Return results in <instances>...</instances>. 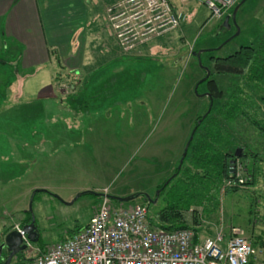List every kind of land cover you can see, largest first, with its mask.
<instances>
[{"label":"rangeland","instance_id":"obj_1","mask_svg":"<svg viewBox=\"0 0 264 264\" xmlns=\"http://www.w3.org/2000/svg\"><path fill=\"white\" fill-rule=\"evenodd\" d=\"M119 3L99 6L104 19L95 18L86 44V53L91 50L90 57L96 58L88 57L90 67L79 73L57 67L54 103L39 93L15 100L0 91L4 102H0L4 110L0 112V246L8 234L18 233L17 227L31 223L28 210L38 189L48 191L37 193L32 206L40 242L27 247L25 259H34L41 244L49 247L84 228L105 189L112 197L146 193L157 199L149 204L152 219H157L171 202L168 190L157 198V188L174 177L193 131L202 125H198L201 119L195 124L197 118L203 119L210 107L205 85L195 93L206 76L195 56L203 51L202 66L224 92V101L216 105L227 103L234 89L241 88L251 107L243 106L246 115H238L230 128L252 156L238 163L245 183L254 185L239 187L236 193L224 194L222 189L213 203L194 208L185 217L193 219L192 225L197 221L196 229L204 237L241 229L264 264V137L251 124L254 119L264 123V93L253 95L245 78L213 72L219 58L256 44L264 35V0H249L236 22H229L230 29L223 27L225 20L215 24L222 18H212L197 1L194 6L201 10L203 22L188 24L172 3L183 16L181 23L157 34L144 35L140 19L134 20L132 14L126 17L137 36L132 41L118 38L112 12L109 20L108 10ZM213 49L218 50L209 54ZM4 57L2 79L14 81L17 75ZM73 96L76 101H71ZM87 191L96 196L78 197Z\"/></svg>","mask_w":264,"mask_h":264},{"label":"built area","instance_id":"obj_2","mask_svg":"<svg viewBox=\"0 0 264 264\" xmlns=\"http://www.w3.org/2000/svg\"><path fill=\"white\" fill-rule=\"evenodd\" d=\"M182 4L197 1L214 19H221L242 0H178ZM115 9V11H114ZM112 12V15L109 14ZM116 22L118 38L132 41L133 25L128 16L140 19L144 35L176 29L183 18L171 0H124L108 10ZM120 18H123L120 22ZM127 19V20H126ZM114 24V23H113ZM125 29H123V28ZM120 30V31H119ZM121 40V41H122ZM242 166L237 161L234 178L225 187L245 185ZM22 233L24 244L31 242ZM26 264H262L256 249L244 231L232 228L214 237L200 236L193 229L166 231L152 223L150 205L116 204L108 189L103 191L91 221L72 238L39 250Z\"/></svg>","mask_w":264,"mask_h":264},{"label":"trees","instance_id":"obj_3","mask_svg":"<svg viewBox=\"0 0 264 264\" xmlns=\"http://www.w3.org/2000/svg\"><path fill=\"white\" fill-rule=\"evenodd\" d=\"M102 1L107 8L121 0ZM213 72L214 75L245 78L249 87L253 88V95L260 94L259 91L264 93V35L256 44L242 47L226 58H219L213 65ZM213 77L211 76L210 80L203 83L213 99L211 113L203 119L202 125L196 130L182 169H178V163L172 181L167 186L163 184L157 188V190L162 189L161 195L166 190L171 195V202L159 212L157 219H152L154 225L166 231L193 229L198 233L197 221L194 220L192 225L193 219L188 221L185 217L188 212L193 211L194 208H204L205 203H213L221 194L222 189L224 194L236 193L240 190L239 187L254 185V183L246 182L243 186L238 185L225 189L226 181L234 178L236 174L237 161H246L252 157L249 151H244L248 149L246 143L230 128L233 123H236L238 115H246L243 106L251 107L243 100L244 91L241 88L234 89L235 92L227 103L217 106V102L224 101V92ZM75 98L76 96H73L71 101H76ZM257 110L260 109L257 108ZM202 117L199 116L195 124ZM251 124L264 137V123L261 124V121L254 119ZM145 202L144 199L143 203ZM114 203L120 204L117 201ZM81 229L74 231L63 240L72 238ZM40 248L43 251L46 247L41 244ZM13 264H26V259L22 258Z\"/></svg>","mask_w":264,"mask_h":264},{"label":"crops","instance_id":"obj_4","mask_svg":"<svg viewBox=\"0 0 264 264\" xmlns=\"http://www.w3.org/2000/svg\"><path fill=\"white\" fill-rule=\"evenodd\" d=\"M171 1L176 11L185 15L188 24L199 20L203 22L201 10L197 5L194 6V2L184 5L178 0ZM101 2L102 0H0V64L6 63L4 56H7L9 66L17 75L14 81L8 82L2 79L5 74L0 71V91L6 92L5 96L8 92V99L11 97L15 100H19L22 95V98H33L39 93V97L51 99V103H54L58 90L54 84L57 67L79 73L90 67L86 63L88 57L89 61L96 60L94 56L90 57L91 50L90 54L86 53V44L90 38V28L93 29L97 24H93L95 18L101 21L104 19L99 10V6L103 4ZM246 3L241 6L237 16ZM233 12L234 9L221 20H214V23L223 22ZM98 25L99 29L103 27V24ZM0 102L4 103L3 98H0ZM59 102L63 104L64 101L61 99ZM0 112H4L1 106ZM74 123L77 125L78 120Z\"/></svg>","mask_w":264,"mask_h":264},{"label":"water","instance_id":"obj_5","mask_svg":"<svg viewBox=\"0 0 264 264\" xmlns=\"http://www.w3.org/2000/svg\"><path fill=\"white\" fill-rule=\"evenodd\" d=\"M247 0H243L235 9H234V12L232 14V16H228L226 17L225 19V22L223 24V27L224 28H227V29H230V24L229 22L232 20V23H235L236 22V16H237V13L239 11V9L241 8V6L246 2ZM218 49H213V50H210V51H217ZM205 52V51H204ZM203 54V51H199L198 53H195V56L198 58L199 60V65L204 69V71L206 72V76L203 80H201L196 88H195V93L198 95V88L201 84H203L204 82H207L209 80V78L211 77V72L206 68V67H203L202 66V63H201V55ZM204 96H207L210 98V107H209V110L207 112V114L205 115L208 116L210 113H211V110H212V107H213V99L211 98V95L210 94H206ZM204 117V118H205ZM203 118V119H204ZM201 119L199 122H198V125H200L202 123V120ZM194 134H195V131H193L186 147H185V150H184V153L182 155V158H181V161H180V164H179V167L178 169L181 170L182 169V166H183V163H184V160L187 156V153H188V150H189V147H190V144L191 142L193 141V138H194ZM174 178V177H173ZM172 178V179H173ZM172 179H170L169 181H167L165 183V186H167L171 181ZM39 192H48L46 190H35L33 192V195H32V198H31V202H30V206H29V210L28 212H30L31 214V217H32V221L30 224L26 225L23 227V233L27 236V239L29 240V242L31 243H38L39 240H40V237H39V234H38V231H37V227H36V221H35V218H34V215H33V209H32V206H33V202H34V199H35V196L37 193ZM162 192V189H160L158 192H157V198L160 196ZM86 195H93V196H96V194L92 191H87V192H84L82 193L81 195H79L78 197L80 196H86ZM102 197V195H101ZM144 198L149 204L151 203H157V199L156 200H153L148 194L144 193V194H138V195H133V196H130V197H125V198H119V197H112L110 196V198L113 200V201H117L119 203H122V204H127V203H131L133 201H135L136 199L138 198ZM7 250V252L9 253L8 255V258L6 260V262L4 264H11L12 263V260L19 254H21L22 252L26 251L27 250V245L24 244V240H23V236H22V233L18 232H12L10 234H8L5 238V241L4 243L0 246V257L3 253L4 250Z\"/></svg>","mask_w":264,"mask_h":264},{"label":"flooded vegetation","instance_id":"obj_6","mask_svg":"<svg viewBox=\"0 0 264 264\" xmlns=\"http://www.w3.org/2000/svg\"><path fill=\"white\" fill-rule=\"evenodd\" d=\"M211 79V77L209 78V80ZM206 94H210L208 91L206 92ZM28 225V224H27ZM26 226V225H25ZM25 252V251H24ZM24 252H22L21 254L17 255L13 260H12V263L13 264L14 262H17L20 258V259H25L24 258ZM8 255L9 253L7 252V250L5 249L0 257V264H4L8 258ZM27 260V259H26Z\"/></svg>","mask_w":264,"mask_h":264}]
</instances>
